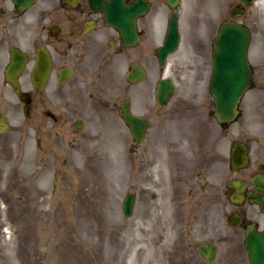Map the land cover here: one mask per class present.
I'll use <instances>...</instances> for the list:
<instances>
[{"label": "rangeland", "instance_id": "1", "mask_svg": "<svg viewBox=\"0 0 264 264\" xmlns=\"http://www.w3.org/2000/svg\"><path fill=\"white\" fill-rule=\"evenodd\" d=\"M152 1L167 15L165 0ZM224 11V0H181V42L166 67V77L176 84L172 103L177 95L187 96L196 90L190 46L201 30H217L226 18ZM242 18L252 32L249 60L253 74L251 89L240 104V117L230 124L231 148L245 136L264 142V0H258ZM164 32L160 19L151 30L152 72L157 66L153 52L162 44ZM173 67H177V74ZM193 98L190 104H212L209 94L199 92ZM13 99L6 95V101ZM22 115L10 114L15 127L0 131V264H249L245 230L227 223V216L236 209L224 197L209 206L171 207L167 204L166 176L159 168L152 174L162 187L157 182L147 184L151 163L162 162L157 154L147 158L138 155L132 160L128 145L119 142L118 132L107 129L83 132L90 141L65 154L58 149L67 147L70 133L54 129L53 136L60 133L61 137H44L42 149L37 151L33 123L27 120V127L19 128ZM193 116L186 120L204 118ZM146 147V142L140 145L141 149ZM226 169L225 165L211 164L210 180L216 182ZM129 192L135 193L136 199L132 216L126 218L122 201ZM219 194L211 196L218 199ZM242 210H246L245 222L258 221L255 206ZM204 242L217 247L213 261L206 262L198 252Z\"/></svg>", "mask_w": 264, "mask_h": 264}, {"label": "flooded vegetation", "instance_id": "2", "mask_svg": "<svg viewBox=\"0 0 264 264\" xmlns=\"http://www.w3.org/2000/svg\"><path fill=\"white\" fill-rule=\"evenodd\" d=\"M133 1L125 0L127 4ZM146 1L149 12L135 21L138 42L134 45L130 34L125 38L119 28L108 25L105 14L95 9L90 0H35L23 9H18L11 0H0V116L6 131L15 127L9 115L23 114L19 128L27 127V120L33 123L36 150L40 151L44 137H61L60 133L53 136L52 130H68L67 147L62 145L58 149V153L63 154L72 151L75 145L90 141L91 138L83 137V132L117 131L119 142L128 145L132 160L138 155L146 158L150 154L158 155L162 162L151 163L147 184L157 182L162 187L157 175L152 174L159 168L166 176L169 206L177 209L209 206L213 200L218 202L224 197L227 204L236 209L232 213L241 216L243 228L247 223L246 210L240 209L255 206L258 209L256 228L264 232V213L261 206L250 199L251 196L264 198V185L256 188L252 183L255 178L264 179V142L259 137L253 140L243 137L236 145L246 147L248 162L240 169H232L230 125L214 120V106L210 102L190 104L196 93L209 94L212 46L218 28L201 30L190 46L196 90L187 96L177 95L179 98L174 103L171 102L173 96L161 105L156 90L166 68L155 59L157 66L154 72L151 70V30L163 19L166 31L171 11L166 15L152 0ZM257 1L224 0L226 18L223 21L232 19V12L241 8L238 21L247 26L240 19L245 18ZM20 60L21 66L18 65ZM42 60L47 65L46 81L43 85L34 84L33 73H39ZM172 71L177 74V67ZM7 94L15 99L6 101ZM124 111L144 121V142L148 147L141 149V144H136ZM192 116L204 118L186 120ZM213 163L227 167L216 182L209 177ZM188 175H192V179H187ZM76 178L80 182L78 174ZM236 180L241 183L239 192L231 187V182ZM69 181L70 178L67 185ZM52 186L56 190L55 185ZM219 193L222 196L218 199L211 196Z\"/></svg>", "mask_w": 264, "mask_h": 264}, {"label": "water", "instance_id": "3", "mask_svg": "<svg viewBox=\"0 0 264 264\" xmlns=\"http://www.w3.org/2000/svg\"><path fill=\"white\" fill-rule=\"evenodd\" d=\"M20 2L21 0H14ZM30 1V0H22ZM99 8L106 12V20L110 25H121L127 28L126 24L132 26L135 17L146 11L145 2L138 1L131 6L125 5L123 0H96ZM107 2V5L105 3ZM179 0H167L169 7L174 8ZM130 28V27H129ZM249 32L238 24L226 22L219 31L215 41L213 54V72L210 80V92L215 102V117L218 121H233L237 116L238 103L244 92L249 87L250 68L247 61V48L249 44ZM179 42L177 32L176 16L172 15L168 27V33L164 45L157 51L162 63L166 54L175 50ZM165 90L164 94L169 95L173 90L170 80L160 83ZM132 124V131L137 140L143 136L144 127L137 120ZM233 161L245 160V153L233 155ZM132 209V197L128 196L124 202V212L130 215ZM236 223V222H233ZM245 247L248 253L250 264H264V234L257 233L253 226L248 227L245 237ZM215 252L212 245L201 248L202 255L211 260Z\"/></svg>", "mask_w": 264, "mask_h": 264}, {"label": "bare ground", "instance_id": "4", "mask_svg": "<svg viewBox=\"0 0 264 264\" xmlns=\"http://www.w3.org/2000/svg\"><path fill=\"white\" fill-rule=\"evenodd\" d=\"M12 67V66H11Z\"/></svg>", "mask_w": 264, "mask_h": 264}]
</instances>
